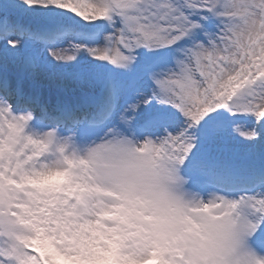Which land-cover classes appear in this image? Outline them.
<instances>
[{"label":"snow or ice","instance_id":"1","mask_svg":"<svg viewBox=\"0 0 264 264\" xmlns=\"http://www.w3.org/2000/svg\"><path fill=\"white\" fill-rule=\"evenodd\" d=\"M4 4L0 264H175L172 243L190 219L181 205L144 228L110 210L121 205L77 191L82 181L69 185L56 161L71 134L155 143L178 188L227 201L242 217L238 242L264 253V0ZM44 70L88 102L53 116L25 86ZM33 119L59 123L36 132Z\"/></svg>","mask_w":264,"mask_h":264},{"label":"clouds","instance_id":"2","mask_svg":"<svg viewBox=\"0 0 264 264\" xmlns=\"http://www.w3.org/2000/svg\"><path fill=\"white\" fill-rule=\"evenodd\" d=\"M71 135L56 161L67 170L69 185L82 181L77 191L83 187L106 204L121 205L110 210L127 214L131 223L144 228L165 224L181 205L183 216L190 219L172 243L175 264H248L249 257L252 264H264V253L238 242L242 217L236 208L181 191L168 176L171 161L155 143L111 135L81 143Z\"/></svg>","mask_w":264,"mask_h":264},{"label":"rangeland","instance_id":"3","mask_svg":"<svg viewBox=\"0 0 264 264\" xmlns=\"http://www.w3.org/2000/svg\"><path fill=\"white\" fill-rule=\"evenodd\" d=\"M2 4H4V0H0ZM5 5V4H4ZM63 35H61V38ZM3 44L0 42V52H3ZM29 53L26 52L25 55H28ZM10 71L15 74V69L12 68ZM26 88H33V86L36 88L33 90H43L45 91L47 97L51 98L53 95H61L66 101L69 100H75L80 96L82 92H85L84 89H81L80 87L76 86L75 83H73L71 80H66L63 87H60L55 81L50 80L48 78V72L47 70L41 71L36 79L32 82H26ZM38 132V131H36ZM62 136H67V134H63Z\"/></svg>","mask_w":264,"mask_h":264},{"label":"bare ground","instance_id":"4","mask_svg":"<svg viewBox=\"0 0 264 264\" xmlns=\"http://www.w3.org/2000/svg\"><path fill=\"white\" fill-rule=\"evenodd\" d=\"M34 89H36L34 86H33ZM33 88L29 89L31 90L34 94H37L40 98V101L41 103L45 104L47 107H48V110L50 113H52L53 109H58V110H61V108H67L66 106H72V105H75V103L79 106V108L87 103L88 101H85L84 98H82L81 96L76 98V101L74 100H69V101H66L61 95H53L51 98L47 97L45 91L43 90H33ZM79 108H76L77 110ZM76 110V111H77ZM32 131H41L39 129H36V130H32Z\"/></svg>","mask_w":264,"mask_h":264},{"label":"trees","instance_id":"5","mask_svg":"<svg viewBox=\"0 0 264 264\" xmlns=\"http://www.w3.org/2000/svg\"><path fill=\"white\" fill-rule=\"evenodd\" d=\"M5 8H7L8 7V5L7 4H5V6H4Z\"/></svg>","mask_w":264,"mask_h":264}]
</instances>
